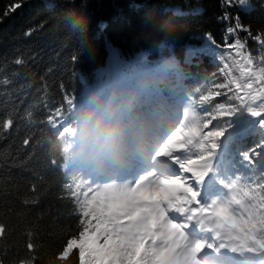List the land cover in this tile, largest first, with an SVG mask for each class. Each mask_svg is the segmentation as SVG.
I'll return each mask as SVG.
<instances>
[{
    "label": "trees",
    "instance_id": "trees-1",
    "mask_svg": "<svg viewBox=\"0 0 264 264\" xmlns=\"http://www.w3.org/2000/svg\"><path fill=\"white\" fill-rule=\"evenodd\" d=\"M237 16L251 36L226 33ZM226 35L230 44L246 42L251 63L220 59ZM256 35L264 38V0L232 7L225 0H0V264H81L78 250L65 246L82 230L80 202L99 192L57 159L60 129L49 117L60 114L65 126L74 110L68 98L76 106L92 87L137 72L141 61L172 71L173 120L191 97L208 96L191 105L210 122L204 132L236 124L214 156L252 199L246 236L264 247V130L246 114L264 104V45ZM220 103L237 115L216 112Z\"/></svg>",
    "mask_w": 264,
    "mask_h": 264
},
{
    "label": "snow or ice",
    "instance_id": "snow-or-ice-1",
    "mask_svg": "<svg viewBox=\"0 0 264 264\" xmlns=\"http://www.w3.org/2000/svg\"><path fill=\"white\" fill-rule=\"evenodd\" d=\"M225 2L229 7H232L234 3L241 6L246 4V0H225ZM228 18L229 14L226 12L223 19L228 20ZM235 21L234 27L226 29L228 35L235 36L237 30L244 31L249 36L252 35L248 28L240 24L238 16ZM228 35L225 36L224 44L218 45L224 52L220 59L227 57L232 61L251 63V60L248 59L250 54L243 51L247 46L246 42L234 39V42L230 44L228 43ZM254 39L259 44L264 45V38L261 35H256ZM20 62L17 61V63ZM227 67L228 64L225 63L224 68ZM225 86V84L219 85V87ZM215 95L219 96L220 93L216 92ZM208 99V96H199L194 101L191 97L183 113L182 124L170 133L164 147L173 152H183L186 157V163L181 165L183 170L190 177L194 176L199 181L207 178L206 187L211 190L215 177L208 178L210 167L208 161L221 147L217 141L225 136L229 128L236 127V124L230 122L224 128L205 133L204 129L208 128L210 122H203L202 117L192 110L191 105L193 103L202 105ZM66 103L71 109L75 108L73 98H68ZM216 112L228 117L237 115L223 103L216 106ZM246 114L255 118L254 122L258 124L259 129L264 130V104L258 108L248 109ZM62 118L60 114L56 119L49 117V123L60 129L58 136L66 131V125L61 126L59 123V119ZM12 123L10 119L6 121L5 130L10 129ZM245 123L247 122L240 119L241 130H243ZM193 150L203 153V155L194 157L192 155ZM166 183L179 185L187 195L193 197L199 195L198 191L184 179L174 178ZM65 187L71 190L74 196L79 195L78 186L68 183ZM162 188L163 185L156 189H141L138 186L131 189H113L98 193L91 199L85 198L79 206V213L82 217L79 222L83 226L82 230L78 237L70 238L67 241L65 249H77L81 264H146L147 241L154 231L153 218L159 209L161 199L166 198L168 192L171 191H162ZM172 195H175L179 202L187 199V195L180 196L179 192L172 191ZM3 232V226H0V236L3 235ZM29 248H32L31 244ZM60 258H64V253H61Z\"/></svg>",
    "mask_w": 264,
    "mask_h": 264
},
{
    "label": "clouds",
    "instance_id": "clouds-1",
    "mask_svg": "<svg viewBox=\"0 0 264 264\" xmlns=\"http://www.w3.org/2000/svg\"><path fill=\"white\" fill-rule=\"evenodd\" d=\"M173 82L172 71L161 63L92 87L57 138V159L77 172L103 174L147 157L174 117L167 91Z\"/></svg>",
    "mask_w": 264,
    "mask_h": 264
},
{
    "label": "rangeland",
    "instance_id": "rangeland-1",
    "mask_svg": "<svg viewBox=\"0 0 264 264\" xmlns=\"http://www.w3.org/2000/svg\"><path fill=\"white\" fill-rule=\"evenodd\" d=\"M143 67L146 66V62H141ZM140 67V68H141ZM139 68V69H140ZM185 111V109H184ZM178 124L172 120L170 123L169 131L162 133L152 148V153L146 157L147 165L143 161H135L125 169L116 173H88L85 172L88 179V185L92 190H98L105 192L113 189H131L139 187L145 189L146 186H142V182L146 175L155 177L157 173L154 171L160 168L163 176L156 177L152 185L149 188L156 189L158 186L163 185L162 191L177 190L180 196H185L187 193L181 190L179 185L167 184L166 182L175 179H184L199 193L200 203H203L205 210L200 211L197 218V223L193 221L190 223L189 228L194 230L196 235H203L207 224L201 223L200 217L205 213L211 215L209 221L215 225L216 234L211 238L215 246L219 248L223 261L231 262L234 259L236 263L237 258H242L246 264H264V256L260 249H256L252 252L249 251L245 241L248 243L247 237L243 235L241 227L238 225V221H244L245 218L250 219V210L253 205L252 199L248 195H244L242 203H237L235 195L237 190L232 183L231 179H226L224 176L223 181L219 182V176L223 174L221 171H216L212 177H215L211 190L207 189V179L199 181L196 177H190L189 174L181 169L172 170L170 167L163 166L160 159L167 158L171 163L179 161L180 164L186 163V157L183 152H173L170 149H166L167 138L179 127L183 122V114L179 119ZM173 128V129H172ZM192 155L199 157L202 153L195 152L193 150ZM184 161L182 162L181 159ZM210 167L217 168V159L211 158L208 161ZM146 172V173H144ZM165 175V176H164ZM211 177V178H212ZM144 178V179H143ZM162 200V199H161ZM174 198H171V202L174 204ZM169 211L166 209L160 201L159 209L156 212V216L153 218L154 231L152 236L147 241V257L146 264H156V254H151L149 247L159 250L160 254L172 259L176 264H201L194 249L187 246V243L179 230L175 229L176 222L169 218ZM205 224V226H203ZM212 224H209L212 228ZM244 246V247H243ZM234 250V251H233ZM235 253L237 255L235 256ZM249 254L252 256L249 258ZM235 257V258H234ZM251 261V262H250Z\"/></svg>",
    "mask_w": 264,
    "mask_h": 264
},
{
    "label": "bare ground",
    "instance_id": "bare-ground-1",
    "mask_svg": "<svg viewBox=\"0 0 264 264\" xmlns=\"http://www.w3.org/2000/svg\"><path fill=\"white\" fill-rule=\"evenodd\" d=\"M167 160H169V159H161V161H162V165H163V166H164V164H165V162H166ZM181 161H182V162L184 161V156H183V159H181ZM176 163H178V165L181 167L182 164H180L179 161H176ZM166 190H167V189H166ZM172 191L177 192V190H175V189L169 191L168 194H167V196H166V198L163 200V203H164L165 205H167L168 207L171 205V199H170V198L175 196V195H172ZM176 198H177V197H176ZM186 211H187V209H186ZM181 212H184V211H181ZM193 215H197V214H193ZM170 217H171V214H170ZM207 228H210V227H209V226L205 227V229H207ZM213 234H214V233H213ZM233 251H234V250H233ZM238 260H239V258L236 259V263H238Z\"/></svg>",
    "mask_w": 264,
    "mask_h": 264
}]
</instances>
